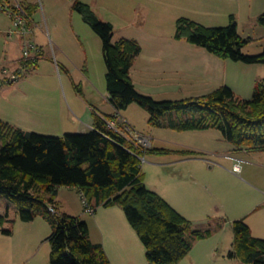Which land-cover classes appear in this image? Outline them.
<instances>
[{"label": "rangeland", "instance_id": "374dc122", "mask_svg": "<svg viewBox=\"0 0 264 264\" xmlns=\"http://www.w3.org/2000/svg\"><path fill=\"white\" fill-rule=\"evenodd\" d=\"M76 1L0 0V4L5 6L4 10H0V62L6 50L10 55L8 62L23 56L25 40L40 43L46 49V56L31 60L37 62L39 59L41 62L38 65L23 69L16 85L0 89V117L15 122L24 131L62 137L67 133H79L84 122L80 117L82 112H92L94 106L102 108L103 112H112L109 111L111 108L106 98L107 67L102 40L75 9ZM80 1L88 4L100 20L114 25V41L121 37L137 39L143 43L145 54L156 47L172 44L179 45L178 53L182 54L184 48L181 45H189L193 49L191 60L195 75H204L205 71L213 75L209 80L200 78L201 86L192 90L190 85L194 83L188 81L192 71L179 66L172 67L171 74L154 78L145 86L139 85L138 90L142 94L157 101L182 100L197 93L203 96L224 85L232 88L242 99L248 100L253 97L256 83L264 79V64L222 59L204 48L192 46L175 37L180 18L209 27H224L230 24L233 15L238 23L239 34L251 39L244 52L259 54L264 49V26L258 22L264 12V0ZM16 5L36 7L33 25L29 26L30 34L23 44L19 34H14L13 38L5 34L7 30H16L9 14L13 10L11 6ZM10 43H13L11 50ZM188 58L191 56L188 55ZM188 66H191L189 62ZM160 81L164 85H176L177 90L159 89L162 85ZM21 105L29 107L21 109ZM123 114L133 121L137 131L153 140L155 148L178 149L181 144H189L220 153L232 152L235 148L217 130L179 132L169 129V117L163 119V126L154 127L150 124L149 111L138 104H132ZM153 153L142 157L147 187L191 220L196 229L213 230L211 235L203 239H192L193 244L197 245L181 264H241L239 260L229 258L234 231L232 222L225 221L232 220L233 216L250 214L247 222L250 220L258 224L256 233L258 237L264 238V207L251 211L253 206L264 202V198L250 185L264 186V153L246 151L232 155L238 158L235 162L243 166L241 174L233 171L234 161H225L224 168H210L200 161L164 167L161 162L172 161L176 156ZM56 199L60 202L62 212L86 220L93 228L94 240H97L99 233L94 225L96 214L86 212L79 191L62 187ZM6 201L5 198L0 199L1 216L7 213ZM11 207L12 210L10 207L8 210L12 222L6 223L4 228L11 229L13 233L5 235L0 232V264H51L52 223L43 215L32 222H23L15 205ZM226 211L230 212L231 218L225 216ZM210 217L214 222L209 226ZM225 224L227 228L223 230ZM202 247L203 250H212L210 254H216H209L201 260L198 253L203 252L200 250ZM146 264H149L148 260Z\"/></svg>", "mask_w": 264, "mask_h": 264}, {"label": "trees", "instance_id": "16d2710c", "mask_svg": "<svg viewBox=\"0 0 264 264\" xmlns=\"http://www.w3.org/2000/svg\"><path fill=\"white\" fill-rule=\"evenodd\" d=\"M21 7L27 25L32 26L36 7ZM75 9L102 40L107 90L118 113L138 104L149 111L154 127L163 126V119L169 117L167 126L175 131L214 129L237 150L264 152V79L256 83L248 100L223 86L200 97L157 101L140 93L131 76L143 50L140 42L128 38L114 41L112 23L100 20L80 0L75 2ZM230 19L228 26L209 27L180 18L175 37L222 59L264 64V49L259 54H246L244 48L251 39L239 34L235 16ZM258 22L264 26V12ZM36 55L40 59L43 53ZM39 59L23 62L24 68L38 65ZM17 75V80L4 84L13 85L22 72ZM94 116L93 130L62 137L24 131L0 119V199L14 204L23 222L43 215L52 223L51 264H113L103 245L91 239L88 222L61 211L56 198L62 187L79 191L86 212L88 207L94 209L93 214L102 206L120 207L144 244L149 264H179L192 251V239H203L213 230L195 229L191 220L145 184L142 157L169 151L145 150L128 140L109 125L119 116ZM8 222L12 221L7 209L0 216V232L12 235L11 229L4 228ZM233 231L229 258L241 264H264V239L256 237L245 220L233 222Z\"/></svg>", "mask_w": 264, "mask_h": 264}, {"label": "crops", "instance_id": "0c3cea01", "mask_svg": "<svg viewBox=\"0 0 264 264\" xmlns=\"http://www.w3.org/2000/svg\"><path fill=\"white\" fill-rule=\"evenodd\" d=\"M8 2H10V0H8ZM10 31L11 30H7L5 34H7V36L9 38H13L14 34H19L21 36L20 37L21 43L23 44V41L26 39V36L23 37V35L20 34L16 30H14L10 34ZM121 38H126V37H121ZM121 38H119V39H121ZM128 39H133V38H128ZM25 41H27V40H25ZM25 41H24V44H25ZM34 44L37 46V48L40 50V52L43 53V56H46V49L44 48V46L40 43H37V44L34 43ZM140 44H142L141 46H143L142 47L143 50H142V53L136 59L134 66L132 68V71H131V76H132L133 82H134L137 90L139 89V85L145 86L147 83L153 81L154 78H156V79H157V77L163 78L165 75L171 74V72H172L171 68L172 67L176 68L177 66H179L180 68L188 69L189 72H191L192 69L194 71V67L192 66V60H191L192 56H193V54H192L193 49L191 47H188L189 45H181L182 46L181 48H184L183 49L184 51L181 52L183 54L182 55V54L178 53V46L179 45L172 44V45L159 46V47L154 48V50L152 52H150L149 54H145V47H144L143 43H140ZM190 45L195 46L193 44H190ZM9 47L8 48L11 50V48H13V43H10ZM8 55H9V52L7 54V50H6L4 55H3L2 61L0 62V89L7 87L8 84H4V82L7 81V79H9V77L11 75L18 73V72L23 73V69H24V66H23L24 55L20 56L18 58H14L13 60H10L9 62H8V59L10 58L9 57L10 55L9 56ZM188 55H190L191 58H188ZM186 60L189 62V64L191 66H188V62ZM141 61H142V63H141ZM40 62L41 61H39L38 63H40ZM193 71L190 73L192 75L191 78L188 79V81H193V83L195 85V86L193 84L190 85V89L193 88L192 90L197 89L198 86H201V81L199 80L200 78H206L207 80H209V78L211 79L213 76L209 71H205L204 75L196 76L195 72H193ZM19 80L16 81L13 85H8V86L16 85L19 82ZM206 82H208V81H206ZM160 83L162 84L161 86H159V89H161V90L169 89V88L170 89L173 88V89L177 90L176 85H168V84L164 85L162 83V81H160ZM190 83L191 82H189V84ZM221 87H223V86H221ZM179 89H181V87ZM24 96H26V95H24ZM106 96H107L106 98L110 104L108 106L111 108V110H109V111H112V112H103L104 110H102V108H100V109L97 108V106H94V108H91L92 112L88 111V113H86V114L85 113L82 114L83 113L82 112L80 117L82 118V120L84 122H83L82 128L79 130V133H87V132H89L95 128L94 127V120H95L94 114L95 113H97L102 118H104L107 115H116L119 117H118V127L115 130L118 131L124 137H126L128 140H130V136L124 133L125 127H121V126L130 125L136 131H137V127H135L132 124L133 121L131 122V120L128 117H126L123 114V112L118 113L115 110V108L113 107V105L110 102L108 90H107ZM200 96H202V94L197 93V94H195V96H190V97L192 98V97H200ZM28 107H29L28 105L27 106H22V105L20 106L21 109H27ZM98 107H103V105L98 106ZM0 119L16 126L15 122H12L11 120H6L2 117H0ZM121 121L123 123H125V125H122L123 123ZM16 127H18V126H16ZM169 129H171V128H169ZM210 130H214V129L202 130V131H210ZM137 132L146 136L145 133H142L140 131H137ZM224 140H226V139L224 138ZM153 146L154 145L152 144V148H155ZM157 149H164V150L169 151L168 154H159V155H170L171 154V155L176 156V159H174L172 161L161 162V165H163L164 167H168V166H174L175 167V166H179V165L181 166L183 164H188V163L193 162V161H200V162L206 163V165H209L210 168H213L215 166H219L220 168H224V167H226V166H223L225 161H227V162L237 161L238 158H235L232 155H235L237 152L242 153V152L247 151V150H237V148L235 147L234 150L233 149L231 150L232 152L220 153V152H214L212 150H207L206 148H201V147L199 148V146H190L189 144H181L178 149H169V148H164V147H159ZM247 152H250V151H247ZM261 153H264V152H261ZM205 155H209L208 157H212V158H208ZM236 165H240V167H241L240 168L241 169L240 174H241L242 170H243V166L240 163L235 162L233 165V171H234V168L236 167ZM227 171H228V169H227ZM250 185H251V188H254L264 198V186L263 187L255 186L254 184H251V183H250ZM6 203H7L6 204L7 209H9V207H10L12 210L11 206H13V205L11 203H8L7 201H6ZM260 207H264V202H262L261 204H257L256 206H253L251 211H253V210L257 211ZM118 208H120V207H118V206L103 207L102 206V207H99L97 209V211H95L96 216L94 217V225H95L99 234L97 236L98 237L97 240H94L93 228L89 224L90 231H91V239L93 240L94 243L103 245L108 257L110 258V260L113 264H146L147 259L145 258V250H146L145 246L142 243L141 239L139 238L137 232L130 225L124 211H120V209H118ZM226 215H228L230 217L231 214H230V212L226 211L225 216ZM249 217H250V214H246V215L243 214L241 216H233L232 220H226L225 222H232V224H233V222L238 221V220H245L247 222V218H249ZM222 218H225V217H222ZM208 220H210L209 221L210 223H208V225L210 226L211 222H214V220L211 217ZM247 223L251 227L253 234L256 237H258L259 234L256 233V231L259 230V226H256L258 224L255 225V224H253L254 222L253 221L251 222L250 220ZM226 225L227 224L224 225L223 230H225L227 228ZM197 230H199V229H197ZM258 238H261V237H258ZM262 239H264V238H262ZM196 245H197V243L193 244V247H196ZM203 249H204L203 247L200 249L203 252L198 253V256L201 258V260L204 256L206 257L212 251V250L207 251V250H203ZM193 251H194V248L189 253V255L187 257H185L183 260L188 258L192 254ZM215 254L216 253H213V254H210L209 256H213ZM183 260L179 264H181L183 262Z\"/></svg>", "mask_w": 264, "mask_h": 264}, {"label": "built area", "instance_id": "2783aa9c", "mask_svg": "<svg viewBox=\"0 0 264 264\" xmlns=\"http://www.w3.org/2000/svg\"><path fill=\"white\" fill-rule=\"evenodd\" d=\"M18 8V11H10V16L11 18L14 20V26L16 28V30L22 34L23 36H28L30 34V28L27 25V19H26V14L24 12V10L22 9V7H20L19 5L16 6ZM5 6L0 4V10H4ZM14 30L10 31V34L13 32ZM25 47V51H24V60L23 62H28L31 61L32 59H34L35 57H37V53L40 52V50L37 48V46L31 41V40H27L25 41L24 44ZM18 79V75L17 73L11 75L9 77V79H7V81H13V80H17ZM110 127H112L113 129H116L118 127V121L116 122H110ZM125 134L130 136V141H132L133 143H135L136 145L142 147L145 150H148L152 147V141L148 136H145L139 132H137L135 129H133L130 125L125 126ZM240 165H236V167L234 168L235 172H240ZM87 212L88 213H94V209L91 207L87 208Z\"/></svg>", "mask_w": 264, "mask_h": 264}, {"label": "water", "instance_id": "95a60500", "mask_svg": "<svg viewBox=\"0 0 264 264\" xmlns=\"http://www.w3.org/2000/svg\"><path fill=\"white\" fill-rule=\"evenodd\" d=\"M109 98H110V96H109Z\"/></svg>", "mask_w": 264, "mask_h": 264}]
</instances>
